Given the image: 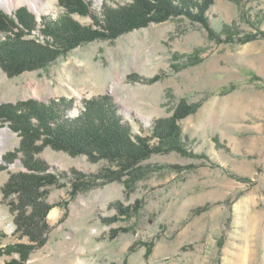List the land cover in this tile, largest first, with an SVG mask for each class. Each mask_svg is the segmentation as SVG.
Masks as SVG:
<instances>
[{
  "label": "rangeland",
  "instance_id": "obj_1",
  "mask_svg": "<svg viewBox=\"0 0 264 264\" xmlns=\"http://www.w3.org/2000/svg\"><path fill=\"white\" fill-rule=\"evenodd\" d=\"M86 1L100 13L104 4L132 0ZM42 2L40 11L16 0L0 9L14 17L26 7L36 23L28 29L16 18L13 30L52 42L44 21L69 13L60 0ZM71 16L100 30L91 14ZM205 16L208 26L178 15L89 40L16 75L0 64V104L64 100L67 115L76 117L86 100L106 94L133 135L150 136L155 121L170 117L181 101L200 105L179 121L184 152L154 153L139 163L136 177L126 171L75 194L72 170L87 175L119 167L46 146L37 158L57 177L46 188L52 228L24 260L9 251L31 242L17 230L18 194L5 196L4 188L27 167L19 132L0 120L9 129L0 159V264H264V0H210ZM9 152L15 158L4 160ZM118 202L132 212H121Z\"/></svg>",
  "mask_w": 264,
  "mask_h": 264
},
{
  "label": "trees",
  "instance_id": "obj_2",
  "mask_svg": "<svg viewBox=\"0 0 264 264\" xmlns=\"http://www.w3.org/2000/svg\"><path fill=\"white\" fill-rule=\"evenodd\" d=\"M69 14L58 20H45L46 35L54 40L45 41L39 38H23L13 29L16 18L26 28H33L35 15L21 7L11 16L0 9V33L7 38L0 40V64L10 75L20 74L25 70L45 67L63 51L96 38H115L117 35L150 22H161L173 16L184 15L208 26L205 12L210 0H132L116 7L103 5V12H91L86 0H60ZM91 14L100 30L79 24L72 13ZM106 31L108 33H106ZM230 31L228 26L224 32ZM13 33L14 36L10 35ZM264 37V32L261 33ZM160 76L151 78L155 81ZM132 80L139 79L135 74ZM66 102V101H65ZM64 100L53 105L29 99L16 104H0V120L9 121L10 127L19 132L21 143L18 152L23 155L22 161L26 171H19L10 176L4 188L5 196L17 193L15 204L17 230L27 236L31 244L9 246V251H18L24 260L34 248L42 247L48 239L51 225L46 215L52 206L46 201L47 186L55 184L57 177L48 171V164L37 155L46 146L64 150L71 155L85 154L91 161L107 159L116 163L119 168H105L97 174H85L72 170L75 181L72 193L88 190L101 184L102 181L119 180L126 173L135 176L139 163L152 154L162 151L184 152L183 135L179 121L188 114L197 111L199 104H188L181 101L174 113L167 118L157 119L151 135H133L129 123L123 122L118 108L109 95H101L86 100L85 109L76 117L66 113ZM156 138V142L151 140ZM14 157L12 152L4 160ZM127 171V172H126ZM126 172V173H125ZM136 177V176H135ZM118 209L126 215L131 208ZM8 264H17L12 259Z\"/></svg>",
  "mask_w": 264,
  "mask_h": 264
},
{
  "label": "bare ground",
  "instance_id": "obj_3",
  "mask_svg": "<svg viewBox=\"0 0 264 264\" xmlns=\"http://www.w3.org/2000/svg\"><path fill=\"white\" fill-rule=\"evenodd\" d=\"M12 1L13 0H0V6H3L5 10L12 8ZM18 3L23 1H28V3L31 5L33 9H36L40 11L39 2H42L43 0H16ZM43 3V2H42ZM48 5H51L49 2H47ZM79 97L81 96V93L78 92ZM8 136H9V129L8 128H0V159L2 156V152L6 149L7 143H8ZM54 213V212H53Z\"/></svg>",
  "mask_w": 264,
  "mask_h": 264
},
{
  "label": "water",
  "instance_id": "obj_4",
  "mask_svg": "<svg viewBox=\"0 0 264 264\" xmlns=\"http://www.w3.org/2000/svg\"><path fill=\"white\" fill-rule=\"evenodd\" d=\"M3 10H5V9L3 8Z\"/></svg>",
  "mask_w": 264,
  "mask_h": 264
}]
</instances>
